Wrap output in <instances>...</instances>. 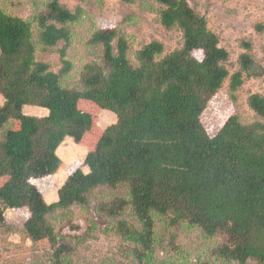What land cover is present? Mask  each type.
I'll return each instance as SVG.
<instances>
[{"label": "trees", "instance_id": "16d2710c", "mask_svg": "<svg viewBox=\"0 0 264 264\" xmlns=\"http://www.w3.org/2000/svg\"><path fill=\"white\" fill-rule=\"evenodd\" d=\"M154 1L161 24L182 33L181 47L166 53L162 42L152 40L132 59L125 35L98 28L88 44L99 57L83 64L79 87L65 82L74 66L68 48L79 11L49 0L30 20L0 4V226L7 210L26 208L27 238L35 246L46 242L50 264H72V246L60 240L52 216L88 207L91 194L108 187L126 191L100 201L97 210L116 219L115 233L134 245L125 249L127 264H176L156 254L158 218L169 228L196 229L210 241L202 264H264V94L248 98L255 120L233 115L211 137L201 121L204 111L226 80L237 91L244 73L230 72V53L190 0ZM61 42L62 66L55 71L38 51ZM81 101L116 116L92 143L95 118ZM25 106L49 114L28 115ZM67 137L89 148L84 165L90 171H72L58 200L48 203L33 181L58 172L63 161L57 150ZM127 211L133 220L123 218Z\"/></svg>", "mask_w": 264, "mask_h": 264}, {"label": "rangeland", "instance_id": "374dc122", "mask_svg": "<svg viewBox=\"0 0 264 264\" xmlns=\"http://www.w3.org/2000/svg\"><path fill=\"white\" fill-rule=\"evenodd\" d=\"M48 1L0 0V4L6 12L31 20L39 10L46 7ZM61 2L73 12L80 13L78 21L71 25L73 36L68 48V58L74 66L65 78V82L73 87L80 86L79 72L83 64L99 57V49L88 44L92 32L98 28H116L125 35L131 45L132 59L139 48L152 40L162 42L166 53L182 45L180 30L167 29L161 24L158 13L160 5L154 0H134L129 3L121 0ZM190 3L201 15L207 17L210 28L219 35L221 46L230 53V59L226 63L230 72L242 70L245 77L244 84L235 92L230 90V80H226L204 111L202 124L209 135L214 137L233 115H238L245 123L256 119L254 111L248 105V98L253 93L264 94V0H190ZM245 43H249L250 47L247 48ZM64 45L61 42L54 49L40 48L38 59L50 63L55 71L59 70L62 66L59 50ZM80 108L92 113L95 118L94 132L88 135L91 143L109 125L115 123L112 114L98 111L91 102L81 101ZM12 125L13 120L6 126V130ZM60 148L59 155L64 159V146ZM70 151L72 158H76L78 152L73 149ZM65 160L66 165L72 164L71 158ZM83 166V161H75L67 168V174ZM63 171L65 170L61 169L54 175L60 174L57 181L56 177L51 176L44 180L35 179L33 182L48 197L49 192H55L54 187L64 181ZM117 193L126 195V191L98 188L91 194L88 207L73 206L68 211H60L52 216V222L61 233L60 240L72 246V264L128 263L125 249L132 250L134 245L123 241L115 233L113 227L116 219L97 210L100 201L110 200ZM28 214L26 208L6 211V223L0 226V264H50L46 242L35 246L24 233V222ZM123 218L133 220L130 211ZM156 232L161 240L156 249L159 258H171L176 264L207 262L206 250L210 241L205 240L198 230L182 226L169 228L164 219L158 218ZM211 264L226 263L214 260Z\"/></svg>", "mask_w": 264, "mask_h": 264}, {"label": "crops", "instance_id": "0c3cea01", "mask_svg": "<svg viewBox=\"0 0 264 264\" xmlns=\"http://www.w3.org/2000/svg\"><path fill=\"white\" fill-rule=\"evenodd\" d=\"M4 102V98H3V96L2 95H0V103H3ZM24 112L26 113V114H28V115H34V116H47L48 114H49V110L48 109H46V108H42V107H39V106H25V108H24ZM102 112H104V113H109V114H112L113 116H114V118H115V122H116V116H115V114L114 113H112V112H109V111H106V110H103ZM63 146H64V159L59 155V149H60V147L58 148V150H57V154H58V156L62 159V161H63V165L61 166V168L59 169V170H61V169H64L65 171H66V176H65V178H64V181L59 185L60 187L64 184V182L66 181V179L68 178V174H67V168H68V166L69 165H66V160L65 159H72V164L75 162V161H85V159H86V156H87V153H88V147H86V146H82V145H80V144H77L72 138H70V137H67L66 139H65V141H64V143L62 144ZM71 149H73V150H76L78 153H77V155L76 154H74V155H76V158H72L73 157V155H72V152L70 151ZM72 166V165H71ZM83 171L85 172V173H88L89 171H90V169H89V167L88 166H86V165H84L83 166ZM58 170V171H59ZM55 177V176H54ZM55 183H56V181H55ZM55 186H57L56 184H55ZM54 187L55 188V192H53V193H50L49 192V194H48V197H46L45 195V197L47 198L46 199V201L47 200H49V202H55V201H57L58 200V194H57V190H59V188L60 187ZM44 197V198H45ZM48 202V201H47ZM48 202V203H49Z\"/></svg>", "mask_w": 264, "mask_h": 264}]
</instances>
